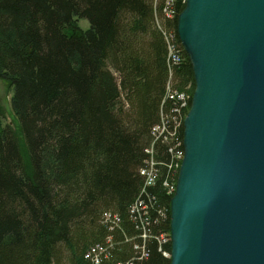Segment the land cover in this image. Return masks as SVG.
<instances>
[{
	"label": "trees",
	"instance_id": "16d2710c",
	"mask_svg": "<svg viewBox=\"0 0 264 264\" xmlns=\"http://www.w3.org/2000/svg\"><path fill=\"white\" fill-rule=\"evenodd\" d=\"M156 1L0 0V79L16 123L0 106V264H171L159 239L170 234L172 143L153 130L162 114L173 130L169 82L196 85L177 36L184 0L171 19ZM165 31L182 51L171 71ZM150 149L159 177L142 194Z\"/></svg>",
	"mask_w": 264,
	"mask_h": 264
},
{
	"label": "water",
	"instance_id": "95a60500",
	"mask_svg": "<svg viewBox=\"0 0 264 264\" xmlns=\"http://www.w3.org/2000/svg\"><path fill=\"white\" fill-rule=\"evenodd\" d=\"M196 89L171 200V264H264V0H186Z\"/></svg>",
	"mask_w": 264,
	"mask_h": 264
},
{
	"label": "built area",
	"instance_id": "2783aa9c",
	"mask_svg": "<svg viewBox=\"0 0 264 264\" xmlns=\"http://www.w3.org/2000/svg\"><path fill=\"white\" fill-rule=\"evenodd\" d=\"M159 1L160 0L156 1V6L158 5ZM175 5H176V0H165V5L161 10L164 17L171 19L176 16ZM164 36L167 41L168 65L171 71L175 65H179L183 61L182 51L173 32L165 31ZM166 97L172 102L173 108L176 109L178 114L176 115V117L173 118L172 121L173 130H170V128L168 127V122L166 121V117L165 115L162 114L161 123L160 125L154 128L153 132L156 139L162 138L163 142H166L168 144L172 143L170 149V152L172 154L171 163L168 167V173L163 182L164 188L167 190L168 195L171 196L175 193L177 176L185 156L183 138H180L179 130L184 129V120L191 106L192 86L188 85L185 89L178 90L174 88L171 82H169L167 86ZM148 153L151 155V160L147 163V166L141 170V175L145 178V185H144V189L142 190V194L146 191V189L154 187L159 177V169L157 167L158 165L155 159L153 158V154H154L153 149H150ZM142 205H144L143 201L142 202L137 201L135 205V209L133 211V213L136 211L139 217H141L140 214L141 211H145L146 216L148 215L147 206L141 208ZM144 232L145 233L143 235V238L146 239L147 231L145 227H144ZM170 241H171L170 235L168 234L161 235L159 239L160 250L162 251V245H167L168 243H170ZM143 252L145 254L144 246H143ZM163 254L167 258L170 257V253L168 252H163ZM99 259L100 258L96 255L95 262L93 263L99 264L100 263Z\"/></svg>",
	"mask_w": 264,
	"mask_h": 264
},
{
	"label": "rangeland",
	"instance_id": "374dc122",
	"mask_svg": "<svg viewBox=\"0 0 264 264\" xmlns=\"http://www.w3.org/2000/svg\"><path fill=\"white\" fill-rule=\"evenodd\" d=\"M79 24L83 30H87L90 27L89 21L85 19L81 20ZM12 96H13V91L9 87V83L0 79V106L3 108V111L5 113V118L3 120V123L16 125L15 114L13 112L12 103H11Z\"/></svg>",
	"mask_w": 264,
	"mask_h": 264
},
{
	"label": "bare ground",
	"instance_id": "6f19581e",
	"mask_svg": "<svg viewBox=\"0 0 264 264\" xmlns=\"http://www.w3.org/2000/svg\"><path fill=\"white\" fill-rule=\"evenodd\" d=\"M151 160V157H150V159L148 160V162Z\"/></svg>",
	"mask_w": 264,
	"mask_h": 264
}]
</instances>
